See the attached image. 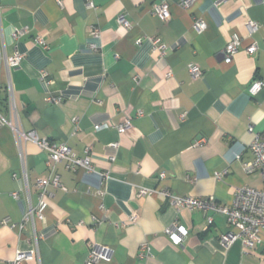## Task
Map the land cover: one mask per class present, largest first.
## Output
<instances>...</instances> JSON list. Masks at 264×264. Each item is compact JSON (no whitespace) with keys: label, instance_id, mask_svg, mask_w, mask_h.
<instances>
[{"label":"crops","instance_id":"0c3cea01","mask_svg":"<svg viewBox=\"0 0 264 264\" xmlns=\"http://www.w3.org/2000/svg\"><path fill=\"white\" fill-rule=\"evenodd\" d=\"M164 1L169 20L151 13ZM181 1L92 0L90 8L87 0H0V115L16 124L2 59L19 50L25 58L12 86L20 130L66 144L80 158L90 150L94 165L91 172L65 162L52 169L38 145L20 143L0 122V264L33 250L21 264H85L94 244L113 252L100 264H264V233L250 251L239 240L226 247L225 215L178 211L160 193L139 196L168 190L230 205L243 187L264 190L261 174L244 170L256 133L264 135V91L248 94L253 80L264 83V0H190L187 9ZM122 14L129 28L119 24ZM234 38L241 46L227 64ZM253 43L259 49L249 56ZM192 65L203 72L198 80ZM125 119L132 129L119 134ZM45 176H58L61 187L49 186L41 202L37 181ZM31 205L41 211L36 231L29 224L20 233L11 225ZM134 212L139 220L131 224ZM176 222L188 231L180 246L166 234ZM144 244L149 258H141Z\"/></svg>","mask_w":264,"mask_h":264},{"label":"built area","instance_id":"2783aa9c","mask_svg":"<svg viewBox=\"0 0 264 264\" xmlns=\"http://www.w3.org/2000/svg\"><path fill=\"white\" fill-rule=\"evenodd\" d=\"M87 6L93 7L92 0H87ZM223 2V0H218V4ZM191 5L190 0H182L181 6L185 9L189 8ZM152 15H159L166 20L171 18L170 5L164 1L160 5H156L151 9ZM119 24L125 28L130 27V23L126 19L125 15L122 14L118 18ZM205 22H199L196 24V29L198 31H204L206 29ZM21 35V32L15 34V38ZM144 38H140L136 41L137 45L142 44ZM154 49L159 51L161 54H165V46L161 44L159 39H150ZM241 46V42L238 38H234L225 48L224 56L225 63L230 64L234 56L238 53ZM258 45L256 43L251 44L246 48V53L249 56H254L258 52ZM24 54L19 50H15L12 56H7L6 53L3 55L4 68L7 73L9 84H8V94H9V110L15 119L16 124L12 121H6L0 115V122L3 125H8L15 132L18 141L31 142L40 147L48 155L47 165L50 168H54L55 165L65 162L67 168L71 171H77L83 169L85 171H93V157L90 150L86 151L85 157H78L66 144H58L55 142H50L47 139H41L38 137L35 131L23 132L20 130L18 125L17 117V106L15 101V92L12 86V73L15 69L19 68L24 61ZM191 77L193 80H198L203 76V72L196 65H192L189 68ZM41 77L47 79V74L42 72ZM52 83V81L50 82ZM264 91V83L259 80H253L248 88V94L251 97H256ZM50 103L60 104V99L49 98L47 100ZM77 122V119H73ZM108 129L107 125L95 126V130ZM132 129V124L130 120L125 119L117 127V132L119 134H125ZM250 132H253V128L250 127ZM112 147L118 148L119 144L114 143ZM250 151L253 154V160L246 162L244 164V170L247 174H253L259 172L264 180V135L256 133L255 138L251 145L249 146ZM49 186H54L56 188L61 187L59 177L54 178L41 177L37 181V187L40 190V200L44 201L45 198L50 197ZM155 193H160L169 199L170 205L176 210H187L189 212L201 211L206 214L208 213H220L227 217L228 231L221 237L222 245L229 247L236 241H242L245 249L250 251L254 248L256 244L261 243L262 234L264 233V190H257L250 187H243L239 189L234 197L233 203L230 205H223L217 202L216 198L211 196L207 198H197V197H177L173 196L168 190H146L143 189L139 193V196H150ZM14 198L18 199L19 194L13 193ZM41 217V211L34 208L32 205L26 210L23 220L20 224L11 225L12 228H17L20 230L24 229L27 225L32 224L33 230H35V222L37 218ZM139 220V215L134 212L130 218L129 223L136 224ZM208 225L213 223L212 217L207 218ZM4 225H9V221L5 220ZM36 231V230H35ZM166 234L171 240V242L180 246L183 244L184 240L188 236L187 229L180 225L179 223H173L166 229ZM36 244L38 237L34 235ZM36 255V250L31 252H18L14 264H21L23 261L32 260ZM113 252L112 250L100 246L92 245L89 253V257L85 264H100L102 262H109L112 260ZM151 250L147 244L142 246L141 258L151 257Z\"/></svg>","mask_w":264,"mask_h":264}]
</instances>
